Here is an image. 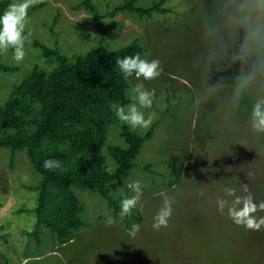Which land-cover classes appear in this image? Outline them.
Here are the masks:
<instances>
[{"label":"rangeland","instance_id":"1","mask_svg":"<svg viewBox=\"0 0 264 264\" xmlns=\"http://www.w3.org/2000/svg\"><path fill=\"white\" fill-rule=\"evenodd\" d=\"M78 1L35 4L45 3L28 16L24 59L16 62L13 50L1 54L4 62L19 68L0 71V98L33 64H43L44 59L37 57L39 49L30 43L32 38L52 47L57 43L63 53L86 52L101 29L112 48L134 39L143 43L144 58L159 59L163 67L157 79L141 81L147 89H155V96L151 108L140 110L146 118L155 113L153 123L158 124L134 166L119 178L126 185L123 198L134 194L133 182L143 186V207L136 208L142 215L141 229L135 235L124 230L120 215L115 216L96 190L73 188L84 207V226L74 238L53 246L54 236L46 228L39 229L38 238L28 236L35 228L34 214L17 210L32 209L36 192L21 183L34 184L38 176L23 152L16 153L10 167L9 152L0 149V180L7 185V190L0 186V235H7L6 241L0 237V249L12 264H264V229L237 226L228 216V207L221 213L217 205V198L231 204L233 197L227 196L225 188L244 195L242 180L256 201L264 200V134L251 130V112L237 111L245 95L252 105L264 97V0H165L162 6L169 10L164 14L139 18L122 12L101 17L100 25L88 19L84 10L72 8ZM120 1L96 0L103 5L96 10L101 14ZM151 1L137 3L147 6ZM111 20L120 22L118 27H112ZM237 43L246 47L250 43L252 54H237L232 68L216 61ZM141 82L130 86V97L135 99V85ZM122 124L127 123L117 119L108 126L103 152L107 145L126 147L120 136ZM127 125L139 134L151 126ZM106 165L109 171L115 168L109 156ZM176 177L178 182L166 185ZM160 192L172 197L174 204L168 227L157 231L152 224L162 205ZM108 216L115 221L111 226L105 224Z\"/></svg>","mask_w":264,"mask_h":264},{"label":"trees","instance_id":"2","mask_svg":"<svg viewBox=\"0 0 264 264\" xmlns=\"http://www.w3.org/2000/svg\"><path fill=\"white\" fill-rule=\"evenodd\" d=\"M164 2L152 0L151 4L144 6L138 4L137 0H122L101 14L96 8L102 4L96 0H80L72 8L84 10L88 19L100 25L101 17L122 12L139 18L151 17L153 13L164 14L169 10L162 6ZM10 3L12 0H0V15ZM44 4L41 2L31 7L28 16ZM58 18L59 14L55 15L52 23L58 21ZM109 23L112 27L120 24L116 20ZM49 29L50 34L55 36L51 25ZM25 35L28 36L26 30ZM78 36L82 39L85 33L78 32ZM28 40L27 37L25 44ZM93 40L95 45L84 53H63L57 43L52 47L37 38L30 39L34 48L39 49L37 57L44 59L43 64H33L25 77L12 85L9 94L7 91L0 98L3 99L0 102V149L9 152L10 167L16 153L23 152L25 161L27 159L38 176L34 184L21 183V186L36 192V205L32 209H18L17 212L33 213L35 228L27 235L38 238L39 229L46 228L54 236L53 246L70 242L84 226L81 216L84 207L73 188L96 190L115 216L120 215V202L125 195L126 185L119 178L134 166V159L144 142L151 139L158 124L155 121L144 134L122 124L120 136L126 147L107 145L105 152L102 151L108 126L118 119L114 106H127L135 102L128 90L135 81H144L142 77L138 80L134 74L125 77L116 60L136 53L144 58L145 46L134 39L125 46L112 48L102 29L95 33ZM251 50L250 43L247 47L242 43L233 44L224 53L226 56L218 57L216 61L232 68L237 65V54L245 56L248 52L252 54ZM1 54V72H12L19 68L16 64L4 62ZM242 102V109L239 107L237 111L252 112L253 105L249 97L245 95ZM196 118L200 120L199 116ZM107 156L115 163L113 171L107 169ZM47 159L58 161L59 167L45 169L43 163ZM145 169L151 171L148 166ZM178 180L176 177L166 185L171 186ZM240 182L247 185L245 180ZM0 186L7 190L2 180ZM122 221L126 228L124 230L131 231L133 223H141L142 215L138 209H133L132 215ZM6 236L0 235L5 241ZM10 262L11 259L0 249V264H12Z\"/></svg>","mask_w":264,"mask_h":264},{"label":"clouds","instance_id":"3","mask_svg":"<svg viewBox=\"0 0 264 264\" xmlns=\"http://www.w3.org/2000/svg\"><path fill=\"white\" fill-rule=\"evenodd\" d=\"M39 0H18L10 3L2 15H0V52L6 53L9 49L13 50V58L16 62H21L25 56V29L28 22V11L37 4ZM116 64L125 77L133 74L139 80H154L161 76L163 67L159 59H145L139 53L118 58ZM136 93L135 102L127 106L115 105V115L117 118L133 128H148L155 119V113H150L147 118L141 108H151L155 96V89L149 90L144 83H137L134 88ZM139 105V107H138ZM127 109V110H126ZM250 127L255 133L264 134V97L259 98L252 106L250 116ZM45 169L59 167V162L54 159H47L43 163ZM251 175V174H249ZM134 193L130 197H125L120 202V218L132 215V210L137 206L143 207L141 203L143 197V186L140 181H135L130 185ZM244 195H236L234 188H225L224 192L229 197H233L229 206L226 199L217 198L218 211L223 213L224 208L228 207V216L234 224L242 226L252 231L264 229V200L256 201L253 193L247 185L242 187ZM162 198V205L154 216L152 227L154 230L168 227L169 220L173 215L174 199L165 192L158 193ZM114 219L108 216L105 220L106 226H111ZM141 229V225L133 223L131 234L135 235Z\"/></svg>","mask_w":264,"mask_h":264},{"label":"crops","instance_id":"4","mask_svg":"<svg viewBox=\"0 0 264 264\" xmlns=\"http://www.w3.org/2000/svg\"><path fill=\"white\" fill-rule=\"evenodd\" d=\"M20 264V263H19Z\"/></svg>","mask_w":264,"mask_h":264}]
</instances>
